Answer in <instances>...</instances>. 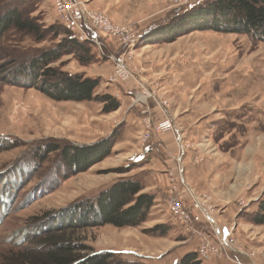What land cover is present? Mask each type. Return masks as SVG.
<instances>
[{"label": "rangeland", "instance_id": "374dc122", "mask_svg": "<svg viewBox=\"0 0 264 264\" xmlns=\"http://www.w3.org/2000/svg\"><path fill=\"white\" fill-rule=\"evenodd\" d=\"M80 2L87 11L106 14L141 34L125 56L131 54L126 61L130 77L113 83L115 64L109 52L102 54L91 44L92 62L65 54L50 66L97 79L95 94H109L121 107L104 113L98 101H56L22 74L64 35L48 34L38 42L11 27L0 36V264H13L22 252H40L46 235L81 247L76 264L95 255L131 264H177L190 254L202 264H264V225H255L251 218L264 197V42L212 30H196L174 42L145 40L149 26H159L163 18L185 8L165 0ZM15 11L43 30L62 25L57 0H0V20ZM107 36H102L106 43L112 40ZM142 82L148 90L130 93ZM150 93L167 102L185 133L182 161L189 189L174 162L163 173L160 196L152 195L153 205L138 225H97L91 214L85 217L86 200L95 201L119 180L142 186L139 169L147 160L142 149L155 136L173 134L157 131L165 116ZM132 119L137 123L127 126L126 120ZM147 132L150 142H143ZM111 135L116 140L111 154L84 172L70 170L61 161L63 152H48L55 146L93 145ZM189 190L213 215L216 228H229L231 249L221 244L222 235H216L196 208ZM141 193H147L143 186ZM175 196L200 217L189 231L170 212ZM204 246L211 250L210 258L201 261Z\"/></svg>", "mask_w": 264, "mask_h": 264}, {"label": "trees", "instance_id": "16d2710c", "mask_svg": "<svg viewBox=\"0 0 264 264\" xmlns=\"http://www.w3.org/2000/svg\"><path fill=\"white\" fill-rule=\"evenodd\" d=\"M172 18H164L160 25L153 24L146 31L145 40L158 39L161 42H174L177 38L193 31H217L223 33L247 34L253 40L264 42V0H205L191 7H183ZM33 35L38 42L48 34L64 35L65 38L55 47L43 50L27 74L33 86L56 101H98L104 105V113L120 109V102L109 94L96 95L99 81L79 74L63 72L50 65L65 54H74L81 63H90L93 58L87 48L90 44L79 42L64 26H51L43 30L34 19L24 17L20 12H12L0 20V36L9 28ZM153 31V32H152ZM151 32V33H150ZM30 74V75H29ZM40 81L37 84V81ZM115 135L93 145L51 147L48 152L61 151V161L73 172L87 171L111 154L116 143ZM61 149V150H60ZM142 186L133 180H119L111 188L101 191L95 201L86 200L87 214L98 221L97 225L110 224L116 227L136 226L152 207L154 198L141 193ZM84 202V201H81ZM258 209L251 214L255 225H264V197L258 201ZM130 205L129 207H127ZM127 207V208H126ZM80 209L81 206H80ZM88 212V213H87ZM92 222V224H95ZM91 223H89L90 225ZM95 225V226H97ZM40 252L29 250L18 254L13 264H76L81 247L71 241L61 240L48 235L43 237ZM84 247V246H82ZM112 256L104 259L102 255L87 257L79 264H131L111 261ZM78 264V263H77ZM177 264H202L195 254L184 256Z\"/></svg>", "mask_w": 264, "mask_h": 264}, {"label": "built area", "instance_id": "2783aa9c", "mask_svg": "<svg viewBox=\"0 0 264 264\" xmlns=\"http://www.w3.org/2000/svg\"><path fill=\"white\" fill-rule=\"evenodd\" d=\"M205 0H165L169 5L176 8L188 7L195 3L203 2ZM57 5L59 8L58 16L60 18L61 24L65 27L66 30L71 32L73 36L79 42H87L92 46L98 47L102 54L109 52V57L114 61L115 64V74L111 77L113 83L125 82L130 77V69L127 65V59L131 58V54L127 58L125 56L132 50L136 43L141 38V34L134 32L130 26H123L120 24L114 23L109 16L103 13H98L94 11H87L82 5L80 0H57ZM112 38L109 40V43L103 41L102 36L106 35ZM107 36V37H108ZM113 49V51H112ZM123 52V53H122ZM106 55V54H105ZM142 91L145 90L143 87ZM152 98L158 100L161 109L165 116V121L158 125V132H175L176 126L174 119L169 113V106L167 102L159 99L154 94H149ZM148 114L151 116L152 113L148 110ZM151 135L149 132L144 134L143 142H150ZM148 146V145H146ZM178 154L176 158L177 166L179 168L180 181L181 183L188 188L185 179H184V164H183V155L185 154V146L180 141L178 142ZM189 189V188H188ZM190 191V190H189ZM193 199L196 204V208L200 210L203 217L214 226L215 218L207 210L198 197L195 196L193 191L191 192ZM169 202V209L174 216L175 220L179 222L185 230H190L194 222H198L200 217L191 213L182 202V199L175 196L171 197ZM199 201V202H198ZM216 223V221H215ZM215 227V226H214ZM220 242L225 247L231 249L227 236L220 238ZM209 251H211L207 246H204L200 249L199 255L201 256V261L207 260L210 258ZM240 254L247 255L243 252Z\"/></svg>", "mask_w": 264, "mask_h": 264}, {"label": "crops", "instance_id": "0c3cea01", "mask_svg": "<svg viewBox=\"0 0 264 264\" xmlns=\"http://www.w3.org/2000/svg\"><path fill=\"white\" fill-rule=\"evenodd\" d=\"M164 19V18H163ZM153 25V24H152ZM150 27V26H149ZM109 43V41H108ZM143 87L145 90L149 89V86L145 83L142 82L140 87L135 88L136 90H132L130 93L132 94H137ZM135 91V92H133ZM150 112L152 113L151 109L148 108ZM169 113L174 119V123L176 126V130L173 134H165V135H160V136H155L152 139V142L148 146H146L144 149H142V159L146 158V162L144 163L145 165L139 169V173L141 175V182L142 186L145 188V191L150 194V195H155L156 198L160 196V184L164 183V172L169 168H171V164L177 161V157L179 156L178 154V142H182L184 144V132L181 128V124L177 122L175 118V114L172 113L171 109H169ZM136 124L137 122L132 119L126 120L127 126L130 123ZM173 141V142H172ZM140 151V150H138ZM186 157V152L183 155V159ZM186 159V158H185ZM187 163V161H186ZM184 164V171H185V162L183 161ZM184 177V176H183ZM186 177V176H185ZM188 181L189 183L195 184V178L188 176ZM218 221V220H217ZM219 223V222H218ZM217 226V225H216ZM214 232L216 235L225 237L229 235V228L226 226L221 227L219 224L216 227H214ZM196 239H198V236L195 235L193 236ZM189 252H195V250H190ZM211 264H227L223 263L220 261H213Z\"/></svg>", "mask_w": 264, "mask_h": 264}, {"label": "water", "instance_id": "95a60500", "mask_svg": "<svg viewBox=\"0 0 264 264\" xmlns=\"http://www.w3.org/2000/svg\"><path fill=\"white\" fill-rule=\"evenodd\" d=\"M196 4V3H195ZM194 5V4H193ZM193 5H191V6H193ZM191 6H188V7H191Z\"/></svg>", "mask_w": 264, "mask_h": 264}, {"label": "bare ground", "instance_id": "6f19581e", "mask_svg": "<svg viewBox=\"0 0 264 264\" xmlns=\"http://www.w3.org/2000/svg\"><path fill=\"white\" fill-rule=\"evenodd\" d=\"M199 202V201H198ZM221 238H222V236H221Z\"/></svg>", "mask_w": 264, "mask_h": 264}]
</instances>
